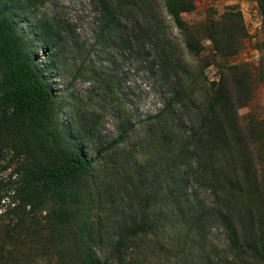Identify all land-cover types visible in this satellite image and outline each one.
Instances as JSON below:
<instances>
[{
  "label": "rangeland",
  "instance_id": "374dc122",
  "mask_svg": "<svg viewBox=\"0 0 264 264\" xmlns=\"http://www.w3.org/2000/svg\"><path fill=\"white\" fill-rule=\"evenodd\" d=\"M260 1L193 0L194 8L180 15L196 24L238 14L239 29L228 40L232 56L223 58L207 39L198 56L188 55L162 0H143L153 10L139 1L121 14L122 23H151L147 35L135 30L130 36L120 27L100 34L91 0H0V20H15L24 55L53 94L51 103L21 113L4 97L0 67L1 264H83L89 253L99 264H259L248 251L250 203L228 183L245 178L239 170L245 163L232 165L238 155L232 145L198 146L206 131H198L190 101L207 100L205 87L223 79L240 120L261 122L254 130L264 135ZM44 28L60 35L49 39ZM162 51L187 74L176 67L162 73ZM244 70L251 79L241 88ZM178 78L183 89L172 98ZM164 106L170 113L157 117ZM211 129L213 140L218 125ZM71 150L92 160L88 173L51 185L44 171ZM207 158L227 165L223 175L199 176ZM219 210L234 225L240 256L231 250ZM29 218L43 226L24 239L35 249L15 251L12 241L24 238L16 226ZM119 240L125 244L116 252Z\"/></svg>",
  "mask_w": 264,
  "mask_h": 264
},
{
  "label": "trees",
  "instance_id": "16d2710c",
  "mask_svg": "<svg viewBox=\"0 0 264 264\" xmlns=\"http://www.w3.org/2000/svg\"><path fill=\"white\" fill-rule=\"evenodd\" d=\"M91 1L95 7L96 23H98L97 28L100 34L110 35L119 27L124 29L128 35L134 33L135 30L139 31L142 35L149 33L150 22L137 19L132 24L125 21L122 23L121 18V14L126 9L132 10L136 4L140 5L139 1L143 2V0ZM162 2L166 13L172 18L176 29L184 38L183 44L188 55L198 56L203 51L201 40L207 39L212 43L216 54H219L223 58L232 56L229 53L230 45L228 40L233 36L235 27L238 26L236 25L239 19L238 14L227 12L218 21L210 20L196 24H187L181 19L180 15L194 8L193 0H162ZM143 4L141 5L143 8L153 10L152 6H150L151 4L148 2H143ZM260 8L264 20V0L260 1ZM152 19L157 28L160 24L156 23L158 18L156 19V16H153ZM54 31L51 32L50 29L45 30V28L42 30L43 35L49 39L60 35L59 31V34H54ZM162 57V73L166 74L173 67L184 72L183 65L179 63L174 64L173 57L168 52L165 51L163 53L162 51ZM0 67L3 70L1 83L5 87L4 97L7 101L15 104L21 113L29 114L36 107L51 103L53 100V94L47 88L37 66L24 55L22 40L16 22L12 18L4 21L0 20ZM221 67L222 70L224 69L230 74H232L231 72H237V68L234 65H221ZM186 74L187 72L183 73V75ZM258 75L259 78L264 79V62ZM166 76L168 75L166 74ZM167 78L169 79L170 76ZM240 78L244 80L241 88L244 85L245 87L250 85L251 76L249 72L247 73L244 70ZM182 89L181 80L178 78L171 88V97H179ZM205 91L209 93L207 100L201 103L195 99H191L190 101L191 106L199 114L198 131H206V133L201 135V139L197 138L198 146H205L204 142L208 141V143L215 145L218 143L222 146L232 145L238 149V155L234 157L235 162H232V165L237 164V160L239 162L243 161L245 164H242L239 170L245 174V178L241 176L237 177L236 175L232 182H228L229 188L232 191H239L244 194L248 204L250 203L251 232L248 241V251L259 261V264H264V135H260V132L254 130V125L261 122L254 119L248 120V117L240 120V117L236 113L239 107L234 101L235 96L232 95L230 87L223 79L215 86L213 84L205 87ZM169 113V106H164L157 114V117ZM214 124H217L219 129L215 135L216 137L212 140L210 135L211 131H214L211 129ZM226 136H230V139L229 137L226 138ZM91 163L92 160H87L81 153L71 150V153L61 159L57 167L45 170L43 175L51 185H58L67 180L74 179L76 176L87 174ZM212 163H215V168H212ZM199 167L201 170H199L201 172L200 177L204 175L214 177L216 172L223 175L227 165H222L219 160L214 161L207 158ZM236 168H238L237 165L235 166ZM78 211L81 213L84 210L78 209ZM87 211V208H85V212ZM62 212L60 210L59 214ZM59 214L57 215L58 217ZM217 216L229 234L232 252L240 256L242 247L239 244L237 233L230 218L221 210L217 212ZM28 220V223L25 220H21L16 226V228H19L24 233V238L12 241L10 246L15 251L21 252V250L31 251L35 249L31 248V242H27L24 239L28 235L33 237L41 232L43 226L38 221H34L33 218H29ZM135 232L137 235L138 232ZM124 244L125 241L119 240L116 245V252H120ZM1 260L2 258L0 257V264ZM83 264L99 263L94 261L89 253L84 259Z\"/></svg>",
  "mask_w": 264,
  "mask_h": 264
}]
</instances>
